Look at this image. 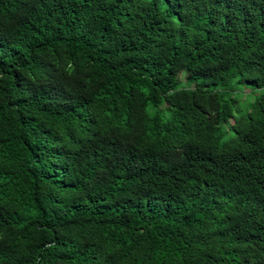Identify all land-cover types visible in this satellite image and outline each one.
Instances as JSON below:
<instances>
[{"label":"trees","instance_id":"1","mask_svg":"<svg viewBox=\"0 0 264 264\" xmlns=\"http://www.w3.org/2000/svg\"><path fill=\"white\" fill-rule=\"evenodd\" d=\"M0 264H264V0H0Z\"/></svg>","mask_w":264,"mask_h":264}]
</instances>
